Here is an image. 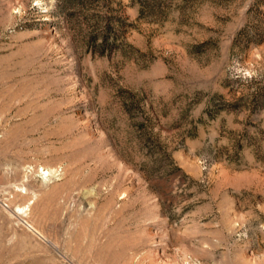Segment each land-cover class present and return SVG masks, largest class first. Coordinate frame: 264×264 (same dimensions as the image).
Masks as SVG:
<instances>
[{"label": "rangeland", "instance_id": "rangeland-1", "mask_svg": "<svg viewBox=\"0 0 264 264\" xmlns=\"http://www.w3.org/2000/svg\"><path fill=\"white\" fill-rule=\"evenodd\" d=\"M0 264H264V0H0Z\"/></svg>", "mask_w": 264, "mask_h": 264}]
</instances>
